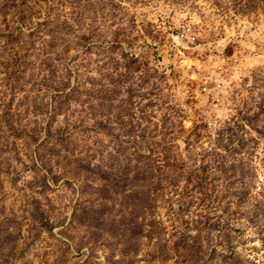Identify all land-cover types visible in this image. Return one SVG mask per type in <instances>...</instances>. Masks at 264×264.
I'll return each mask as SVG.
<instances>
[{
	"label": "rangeland",
	"instance_id": "1",
	"mask_svg": "<svg viewBox=\"0 0 264 264\" xmlns=\"http://www.w3.org/2000/svg\"><path fill=\"white\" fill-rule=\"evenodd\" d=\"M0 264H264V0H0Z\"/></svg>",
	"mask_w": 264,
	"mask_h": 264
},
{
	"label": "built area",
	"instance_id": "2",
	"mask_svg": "<svg viewBox=\"0 0 264 264\" xmlns=\"http://www.w3.org/2000/svg\"><path fill=\"white\" fill-rule=\"evenodd\" d=\"M185 37L188 38V42L191 41L190 38H189V36L187 34H181V38L182 39H184ZM192 40H194V37L192 38Z\"/></svg>",
	"mask_w": 264,
	"mask_h": 264
}]
</instances>
